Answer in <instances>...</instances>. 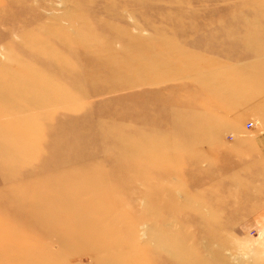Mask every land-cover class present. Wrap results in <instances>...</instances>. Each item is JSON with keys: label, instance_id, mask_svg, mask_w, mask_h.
I'll return each mask as SVG.
<instances>
[{"label": "rangeland", "instance_id": "374dc122", "mask_svg": "<svg viewBox=\"0 0 264 264\" xmlns=\"http://www.w3.org/2000/svg\"><path fill=\"white\" fill-rule=\"evenodd\" d=\"M257 137L264 0H0V264H264Z\"/></svg>", "mask_w": 264, "mask_h": 264}, {"label": "crops", "instance_id": "0c3cea01", "mask_svg": "<svg viewBox=\"0 0 264 264\" xmlns=\"http://www.w3.org/2000/svg\"><path fill=\"white\" fill-rule=\"evenodd\" d=\"M257 105L258 101H256ZM261 103H263L261 101ZM254 144L257 150L258 155L263 156L264 157V137H257L256 139H254Z\"/></svg>", "mask_w": 264, "mask_h": 264}, {"label": "built area", "instance_id": "2783aa9c", "mask_svg": "<svg viewBox=\"0 0 264 264\" xmlns=\"http://www.w3.org/2000/svg\"><path fill=\"white\" fill-rule=\"evenodd\" d=\"M249 125H251V126H253V124L250 122V124Z\"/></svg>", "mask_w": 264, "mask_h": 264}]
</instances>
